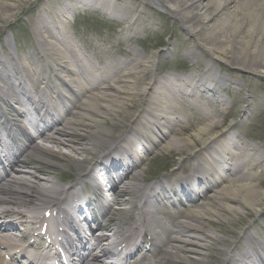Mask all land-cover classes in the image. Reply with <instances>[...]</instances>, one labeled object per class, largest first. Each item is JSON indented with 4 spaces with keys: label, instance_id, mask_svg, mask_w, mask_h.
I'll list each match as a JSON object with an SVG mask.
<instances>
[{
    "label": "bare ground",
    "instance_id": "obj_1",
    "mask_svg": "<svg viewBox=\"0 0 264 264\" xmlns=\"http://www.w3.org/2000/svg\"><path fill=\"white\" fill-rule=\"evenodd\" d=\"M16 1L0 0V24L9 21L16 13ZM146 1L180 19L187 32L194 36V46L186 50V56L193 64L206 58L199 56V49L216 53L231 65L251 68L264 75V0ZM80 8L100 10L109 17H116L121 23L130 18L131 28L128 27V30H133L130 39L138 27H144L146 22L141 14L144 9L139 8L136 0H54L53 4L38 6L30 20L36 43L29 51L20 50L18 62L12 60L15 58L12 53L0 56V105L15 115L14 120H9L6 112H2L1 117L4 116L8 124L2 126L6 137H0V145L12 155L16 147L20 149L16 157L18 168L14 169L20 173L0 177V264L48 262L41 256L26 258L25 250L32 246L27 242L33 231L32 226L40 224L47 227L46 223L53 210L61 211L62 203L68 202L69 198L62 196L66 190L73 194L71 196L77 193L74 199L80 205L86 199L83 192H88L87 189L77 184L60 185L55 180L57 174L51 157L68 160L80 157L81 163L94 165L90 167L92 170L89 173L79 171L78 180L87 173V176L102 175L99 162L98 165L95 163L97 158H102L104 170L108 171V178L113 180L110 184L114 196L111 200L101 201L104 205L103 215L97 217L98 227L109 231L99 237V242H107H102V246L99 243L91 246L86 255H75L82 260V264H179L173 257L179 255L182 259L189 258V253L197 256L189 258L193 264H249V260L264 264L261 258L264 255V236L249 234L246 229V243L242 245L243 238L234 233L229 237H219L207 229L213 226L215 231L226 233L212 217L236 211L229 203L244 208L246 218L252 215L250 206L259 212L264 204V180L259 176L264 169V152L253 143L244 142L233 135L228 136L229 130H219L217 135L220 134V140L213 135L220 121H216V114L207 111L205 107L210 98L215 97V91L212 92L214 85L223 84L224 79L210 78L211 82H207L206 79L197 78L198 75L194 73L177 80L168 77H165L167 81L151 79L148 83L150 91L146 97L147 103L132 102L129 105L120 102L117 98L125 83H130V78L136 82L133 73L138 79H142L140 74L146 77L142 68L145 66L143 55L134 51L130 60L124 63L112 58L111 53L105 49L88 53L76 48L65 28L63 17L66 12L76 13ZM94 55L100 65L90 61ZM205 69L206 72L211 71ZM93 83L97 86H93ZM143 88L144 85L141 90ZM207 92L210 95H206ZM180 98L209 117L208 122L204 121L198 129L200 146L182 139V144L172 143L168 137L170 132L178 134L174 125L175 120L179 121L180 112L177 105L173 104H179ZM216 102L223 106L226 104L219 97ZM126 106L136 108L134 116L133 112L129 113L132 114L130 118L136 119V123L128 137L111 144L109 129L96 123H102L100 120L110 118L111 115L118 116L119 108ZM78 107L79 112H72ZM69 110L73 116L71 119L66 118L70 114ZM33 120L37 135L51 143L50 147L32 144L31 141L27 145H19L17 134L24 130L26 124L23 123ZM189 128L184 127L183 130ZM211 138L214 140L212 143ZM154 141L164 143L163 148L170 155L181 150L182 145L187 147L191 152L182 161L187 159L184 167L188 168V174L178 177L180 172L173 171L172 174L177 175L176 179L167 185L157 184L158 189L145 197L146 186L140 182V173L136 169H141L140 153L149 152L148 144ZM104 143H108L106 149L116 144L115 148H108L114 149L116 155L112 152L106 154L107 150L100 156L98 153L95 157L82 156L93 149L100 152ZM20 154L45 162L47 166L34 167L43 172L45 178L39 179L25 169L32 162L21 160ZM164 178L161 181H165ZM106 181L109 183L108 179ZM90 183L91 189L98 191L101 196V186L95 183L94 178H91ZM200 198L204 201L197 202ZM111 201L125 205L118 210L124 215L120 218V224L115 220L116 211L112 210ZM166 202L174 206L192 203L197 208H178L170 213L165 211V216L161 217L160 213L164 211L162 206ZM87 203L88 207L94 208L90 200ZM49 232L50 228H47ZM64 233L61 230L59 236ZM145 238H148L149 243L146 251L142 243L147 240ZM65 242L68 243L63 238L57 242V246L53 247L56 253L61 246L66 245ZM107 243L119 249V255L124 251L114 263L110 260ZM214 243L223 245L219 250L222 256L230 251L232 245L236 246L237 251L223 263L214 261L210 251L217 249ZM41 246L44 245L39 244L37 249L45 251L46 247ZM54 263L52 260L51 264Z\"/></svg>",
    "mask_w": 264,
    "mask_h": 264
},
{
    "label": "rangeland",
    "instance_id": "obj_2",
    "mask_svg": "<svg viewBox=\"0 0 264 264\" xmlns=\"http://www.w3.org/2000/svg\"><path fill=\"white\" fill-rule=\"evenodd\" d=\"M136 1L139 3V8L144 9L141 14L146 20L144 24L147 27H145L144 24V27L139 26L137 32L131 39L129 35L133 33V30L131 29V32L128 30V27L131 28L130 18L124 23H121L116 17H109L103 12H100V10L80 8L78 12L74 13V20H72L73 15L66 13V15H68L67 21L74 22L66 26L67 30L80 47H90L93 49L98 46L111 53L112 58L124 63L130 60L132 52L134 51L143 55L142 58L145 66L142 68L146 77L140 74L142 79H138L133 73L136 82L130 78V83H125L126 85L122 88L123 91L120 92L117 98L118 101L127 102L129 105L132 102L136 104L137 102L147 103L146 97L150 91V84L148 83L151 79L171 78L174 77V75H181L182 72L186 74L193 72L198 75L197 78L206 79L210 82V78H214L215 80H217V78H223L224 83L215 85L212 90V92L215 91V97H211V100L207 103V109L214 111L217 115L215 120L220 121V125L214 130L213 135H216L219 130L227 128L230 130L229 132H231V134L237 136L241 140L256 144L264 152V75L251 68H240L238 65H231L222 57L215 55L216 53L210 55L204 50L199 49L197 50L199 56H206V58L204 61L201 60L195 65L189 64V57L185 55V51L187 50L186 48H191L194 45V36L186 32V27L182 24L181 20L167 14L165 10L154 4L145 2L144 0ZM15 3L17 4V8L15 9L16 13L11 16L9 21L0 24V56L6 53H12V56L14 55L15 57L12 58V60L18 62L20 50H27L28 52V49L36 43L30 20H32L35 15L37 7H42L47 3L53 4L54 0H27L26 2L18 0ZM172 41L176 44L173 43V45H170ZM100 42H102V45H100ZM186 43L187 45H184ZM160 44H162V46H160ZM127 52H130V54ZM93 62H95V59ZM205 67L211 69V71L206 72ZM129 68L130 65L128 66V69ZM143 85L144 88L147 87L146 90L144 88L141 90ZM206 95H210V92H207ZM218 97L226 101L224 106L215 102V98ZM119 109L118 116L111 115L110 118H101L102 120L100 121H102V123H96V125L109 129V134L111 135L109 143L111 144L124 137L135 123L134 118H130L132 114L129 113L136 111V108L126 106L125 108ZM79 111L80 109L78 107L76 112ZM195 115L198 117L199 122L187 124V121L184 120L179 126H176L179 134L171 136L172 143L182 144V141H180V139H182L185 140V142L194 144V146L195 144L198 146L201 145L199 142L200 135L198 129L203 126V122L207 115L204 116V114L201 115L200 113L192 112L188 120H197V118H193ZM187 125H191V128L182 130L183 127ZM34 143L44 144L48 147L51 146V143L48 141H40V139L37 138ZM107 146L108 143H104L100 152L93 149L82 154V156L88 155L95 157L97 153L100 154L102 151H105L104 148L106 149ZM181 148V150L174 152V155L171 157L174 165L173 168L181 165L184 156L189 155L191 152L187 147L184 148L183 145ZM63 150L65 149L63 148ZM164 151L165 149L162 145H157L151 156L145 159L144 163L141 165L142 169L139 172L141 179H148L149 175H153V172L156 173L161 166L158 161L163 158ZM153 155H155L156 158H151ZM79 159L68 160L51 157V160L54 162L53 169L57 174V178H62L63 174H69L70 176L73 174L75 175L78 170L85 168L88 163H79ZM33 165H45V163L34 162ZM35 166H29L27 170L32 172L39 179L45 178V174L37 171L34 168ZM70 170L72 171L69 172ZM229 205L236 208V211H231L221 217H212L208 215L216 219V221L219 222V226L226 230V233H224L225 235L223 231H215L213 226L207 228L210 230L208 232H213L219 237H229L231 233H234L236 236L243 238L241 241L243 242L242 245H244L246 243L244 230L247 229L248 232L252 233L256 230H264V216H262V214L255 212L254 209H250L252 215L246 218L244 208L236 203H229ZM118 207H120V205H116L114 210L119 209ZM196 208L197 207H194V209ZM262 210H264V204L260 208V211ZM118 214L119 212H117L116 216L120 217L121 214ZM208 225L209 224H206V226ZM213 246L217 248L215 250H210L213 253L212 259L214 261L223 262V258L226 255V257H228L234 253L230 251L237 250L236 246L232 245L230 251L227 252L225 256H222L219 250L222 249L223 245L214 243ZM188 256L190 259L197 257L195 253H189ZM189 258L182 259L179 255L173 257L174 261L179 264H193Z\"/></svg>",
    "mask_w": 264,
    "mask_h": 264
}]
</instances>
